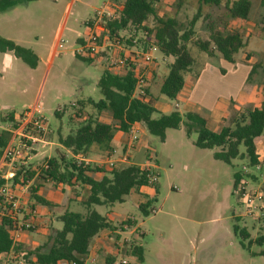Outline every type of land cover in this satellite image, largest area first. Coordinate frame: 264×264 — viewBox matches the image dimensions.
<instances>
[{
	"label": "rangeland",
	"instance_id": "obj_1",
	"mask_svg": "<svg viewBox=\"0 0 264 264\" xmlns=\"http://www.w3.org/2000/svg\"><path fill=\"white\" fill-rule=\"evenodd\" d=\"M104 2L114 5L116 0H15L12 6H0V37L30 49L37 56L35 65L31 66L16 57L12 51L0 52V132L5 127L1 121L4 113L15 116L31 108L38 110L45 117L51 131L46 134L45 140L52 136L54 144H58L59 135L73 133L77 120L83 119L86 114L97 120L110 121L111 114L108 110L98 111L87 103L88 98L94 101L103 98L97 86L102 69L75 53L78 41L86 38L89 32L85 22L94 18L95 12L103 8ZM252 2L250 14L246 19L231 22V27L241 31L245 41V46L234 54L235 66L242 64L240 59L245 50L264 54V0ZM197 7V0H158L156 3L160 16L175 17L182 24L192 18ZM200 13L194 27V38L202 39L207 37L203 16L206 13L214 16L217 12L215 8L202 6ZM152 24L153 21L149 19L147 25ZM58 37L63 39V46L53 53ZM190 51L195 59L192 72L205 62L217 63L220 57L219 53L209 57L192 44ZM154 55L160 59L159 52H154ZM255 58L258 63L249 82L262 88L264 55L258 54ZM251 60L255 61L254 57ZM225 64L228 80L233 65L230 62ZM166 73L167 67L163 66L156 70L155 78L150 76L151 93L164 107V113L176 111L183 120L178 128L166 129L164 141L149 133L144 125L140 126L138 135L139 142L142 143L141 152L148 147L156 158L155 164L159 172L158 190L154 196L147 197V200L157 212L152 214L149 212L150 207H147L148 214L145 215L130 194L123 202L94 206V209L107 217L112 229L117 230L115 232L113 229L111 232L116 233L111 237L113 241L117 238L119 243H123L132 236L131 230L136 229L137 233H145L144 236L137 237L142 247L148 245L159 249L172 244L181 248L174 253L166 250L163 252V261L152 258L147 260L146 264H180V253L189 252L186 247L187 235H195V244L201 250H206L211 258L227 260V264H264V256L252 255L253 252L264 249V241L262 244L253 242L260 236L264 237V210L255 216L246 215V209L233 189L234 173L240 171L246 161L235 158L230 164H226L213 158L216 148L201 149L193 144L197 133L192 130L189 136L186 135L184 115L190 110L185 102L179 97L169 99L159 92V83ZM56 111L61 115L57 116ZM192 111L200 113L198 110ZM76 112H80V117L72 121ZM261 137H264V129ZM95 146L99 145H92ZM55 148L59 147H52L51 155L54 154ZM47 149L46 144H38L34 160L45 156ZM67 154L68 157L71 155ZM139 159L135 158L141 162ZM261 173H264V164ZM256 174L257 183L249 182L248 189L263 183L260 172ZM61 188L71 187L64 185ZM61 188L58 189L59 192ZM77 189L79 190L70 189L71 200L67 210L85 213L82 201L85 200L86 192L83 188ZM65 205L66 200L62 207H66ZM58 208L61 209V206L55 207ZM59 210L56 211L57 215L61 212ZM57 215H51L44 226L46 234L50 236L62 226L61 222L56 220ZM187 217H192L197 222H191ZM126 218H132L134 223L131 228L120 230L119 227ZM234 226L248 232V239L252 241L248 247V239L243 241L239 233L234 231ZM159 233L163 237L161 240ZM241 241L245 247L241 246ZM110 254L114 255L117 261L124 258L127 264L134 262L133 257H127L121 251ZM105 256L103 250L98 251L93 256L94 264H114L106 262ZM91 257L90 255L89 258Z\"/></svg>",
	"mask_w": 264,
	"mask_h": 264
},
{
	"label": "trees",
	"instance_id": "obj_2",
	"mask_svg": "<svg viewBox=\"0 0 264 264\" xmlns=\"http://www.w3.org/2000/svg\"><path fill=\"white\" fill-rule=\"evenodd\" d=\"M157 1L124 0L118 7L119 20L109 22L108 26L111 30L121 33H130L134 30L133 35H136L139 31L145 30L152 34L158 52L172 58L166 66L167 73L162 77L159 92L169 99H174L183 88L185 75L192 72V66L195 64L190 44L209 57L219 53L225 61L234 62V54L245 46V41L242 32L231 27V22L246 19L253 2L197 0L196 12L186 24H182L175 17L160 16L156 8ZM14 2L15 0H0V6L9 7ZM202 6L215 8L217 13L214 16L210 13L203 16V20L206 21L207 37L200 39L194 38V27ZM149 19L153 21L152 26L147 25ZM4 51H12L16 57L31 66L35 65L37 60V56L30 49L0 37V52ZM97 86L103 98L98 101L88 99L87 103L98 111L108 110L113 122L99 121L90 114L77 120L73 133L58 136L57 142L64 151H57L55 156L49 158V168L42 171L43 175L50 177L54 184L85 185L88 188L83 201L86 211L80 213L65 210L61 213L58 216L62 224L61 228L55 230L44 245L25 252L27 263L59 264V261L64 259L68 264H83L93 237L105 228H112L107 218L97 212L94 206H109L115 202H123L129 193L147 184L146 173L138 164H128L104 171L78 163L74 158L75 155L87 156L93 144L99 145L104 151H109L114 131L120 129L126 132L134 122H141L149 133L164 141L166 129L178 128L183 120L176 111L160 113L154 106L153 100L144 102L132 98L134 87L132 73L118 76L103 72L97 81ZM262 92L264 93V86ZM56 115L60 116L61 113L56 111ZM10 116L8 114L7 117ZM78 117L80 116L76 113L71 120L74 121ZM184 118L186 135L189 136L194 130L197 133L193 142L196 147L216 148L213 153L215 160L230 164L233 159L239 158L246 161L248 166L257 162L258 152L254 139L259 137L264 129V103L236 112L227 119V123L218 132L208 129L205 119L196 113L187 112ZM7 138L8 132H0V154ZM67 153L71 155L68 157ZM97 171H104L105 174L100 179H95L89 174ZM242 175L241 170L234 173L233 189ZM247 176L254 177L251 174ZM33 197L37 203L52 206L50 202L36 195ZM149 204L150 201H147L139 205L140 211L145 215L148 214ZM126 223L130 226L129 221ZM233 229L239 233L243 241L249 238L245 229H239L237 226ZM243 241L241 246L245 247ZM263 241L264 237L260 236L253 242L262 244ZM250 243L252 241L248 239L247 247ZM10 245L8 234L0 224V252L7 251ZM125 254L135 259L129 264H143V251L140 245L130 242ZM252 255L264 256V249L253 252ZM31 256L33 260L29 259ZM107 262L111 263L109 259Z\"/></svg>",
	"mask_w": 264,
	"mask_h": 264
},
{
	"label": "built area",
	"instance_id": "obj_3",
	"mask_svg": "<svg viewBox=\"0 0 264 264\" xmlns=\"http://www.w3.org/2000/svg\"><path fill=\"white\" fill-rule=\"evenodd\" d=\"M124 0H116L114 5L110 2L103 3V8L95 12L94 18L85 22L89 29L88 35L78 41L75 53L98 64L105 72L123 76L132 73L134 87L132 98L140 101H149V80L153 70L157 67L154 52H158L153 43L151 33L143 30L136 35L134 30L130 33L113 31L108 23L118 21L120 14L119 5ZM63 46V39L58 37L53 48V53ZM80 115V112H76ZM5 127L2 131L8 132V138L0 154V224L3 226L11 241L7 251L0 252V264H25V252L17 248L20 237L25 232H30L37 227L38 210L24 199V195L38 183L51 182L50 177L43 175L49 168L48 159L34 162L37 145L45 142L49 132L46 119L38 110L31 108L22 113L6 117ZM135 123V122H134ZM132 123L128 129V139L123 148L110 149L103 158L102 164L108 170H114L121 165L129 164V154L138 140L139 129ZM78 163L86 166L88 160L76 157ZM264 164V154H258L257 162L252 165H242V176L235 184L234 192L240 203L246 209V215L255 216L264 210V173H261ZM140 166L144 169L148 186H154L158 181L157 166L149 159ZM251 172H260L263 181L256 188L248 189L252 182L247 176ZM154 207L149 212L154 214ZM130 219L121 224L129 228ZM127 264L125 259L115 262ZM59 264H68L64 259ZM83 264H94V259L85 257Z\"/></svg>",
	"mask_w": 264,
	"mask_h": 264
},
{
	"label": "crops",
	"instance_id": "obj_4",
	"mask_svg": "<svg viewBox=\"0 0 264 264\" xmlns=\"http://www.w3.org/2000/svg\"><path fill=\"white\" fill-rule=\"evenodd\" d=\"M7 40H10V39H7ZM159 54H160L159 60L155 56L157 67L153 70L152 74L150 75L151 77L153 76V78H155V76L157 75L156 70L159 67L162 68L163 66H167V64L172 61V58L170 56H163L161 53ZM258 54L264 55L263 53L245 50L242 58L240 59V62L242 63L241 65L235 66L234 62L230 63L233 65V68L230 71L231 77H229L228 80H227L228 71H227L226 64H225V62L227 63V61H225L221 56L219 57V60L215 64L205 62L199 69L191 73H188L187 76L184 77L183 88L181 89L177 97H179L185 102L186 107L190 110L188 112L196 113L192 110H198L200 113H196V114L200 115L201 117L205 119L206 127L210 129L211 131L218 132L222 128V126L227 123L226 122L227 119L230 118L232 115H234L236 112L240 111L243 108H252L254 106L264 103V93L262 92L263 87L261 88L260 86L252 85L249 82L250 77L252 73L255 71V67L257 66V63H258L257 62L258 59L255 58ZM253 57L255 61L251 60V58ZM169 59L171 61H168ZM95 65L102 69L100 75L103 72H105L101 66H99L98 64H95ZM159 86H160V83H159ZM149 92H150L149 94L150 100H153L154 106L156 107V109L160 113H164V107L158 103V101L155 99V97L151 93V86H149ZM88 99H91V98H88ZM177 105L178 104L176 102L175 106ZM7 116H8V113L6 114L4 113V115L1 116L3 118V120H1L3 123L7 121L6 120ZM102 122H105V121H102ZM112 122L113 121L110 116V121L105 122V123H112ZM142 125L143 124L141 122H135L133 124V126L139 129V133H140V126ZM127 132L128 131L126 132L121 131L120 129H116L114 131L113 138L111 141V149L117 148L118 150H121V148L125 146L127 139H128ZM48 133H51V131L49 130ZM44 144L48 146L46 155L39 156V158H36L34 162H40L43 159H49L55 156V152L57 151H64L63 148L59 145V143L58 144L53 143L52 136L50 137L49 140L46 139ZM254 144H255L258 154H264V137H261V135L259 137H256L254 139ZM52 147H59V148H55L54 154L51 155ZM141 149H142V143L139 142V138H138V140L134 144V148L131 150L129 154V157H130L129 164L140 165V164H143L145 160L147 159H149L152 163L155 164L156 158L154 157L155 156V154H153L154 152L151 151V149L148 147H145V150L143 152H141ZM102 150L103 149L100 146H95V147L91 146L87 156L75 155L74 158L76 159L77 156H80L88 160L89 166H93V167L99 168L100 170L107 171L108 169L104 166V164H102V161L108 151H102ZM34 156H37V151L35 152ZM135 158H140L139 160H141V162L136 161ZM124 165H128V164H124ZM124 165H121V166H124ZM104 171L91 172L89 174L95 179H100L105 174ZM250 174L254 176L253 178H251V181L254 183H257V180H258L257 174L255 172H251ZM61 186H64V185L54 184L52 181L49 183H38L36 187H32L30 191L24 195V199L27 201V203L35 206L39 213V216L36 222L37 224L36 229L30 232H25L20 237V241L17 247L22 249L24 252L37 248L39 246H42L47 242L50 235L46 234L44 226L47 224V220L51 215L54 214V217L57 215L56 211H58L60 208L55 209V207L61 206V209L59 210L61 212L57 215L56 220H58V216L61 213L67 210V208L69 207V201L71 200L70 198V192L72 191L70 190L71 188L75 190H79L77 189V187L83 188L86 192V195L88 192V188L85 185H80V184H76L73 186L65 185V186L71 187L70 189L61 188ZM59 188H61L60 192L58 190ZM157 190H158V187L156 183L154 186L143 185L139 187L137 191H132L129 194L133 197L136 205L139 208V205L146 203L148 201L147 197L154 196L157 193ZM34 195L50 202L52 206L42 205L40 203H37L35 198L33 197ZM65 200H66V205H65L66 207H62L63 202ZM82 204H83V201H82ZM149 207L151 208L152 206H150L149 204ZM75 212H78V211H75ZM235 216L236 215H234V217ZM126 219H130L129 228H131L134 223V220L132 218H126ZM186 219L191 222H197L192 217H187ZM129 228L122 227V225H120L119 227L120 230H125ZM111 229L112 228H110L109 231L102 230L93 237L86 257H89L91 255L92 256L91 258L94 259L93 256L98 251L103 250L106 255L105 261L107 262V259H109L111 263L116 264L115 262L117 261V259L114 257V255L110 254V252L118 253V251H121L123 254H125V250L129 248L130 242L140 245L138 243L137 237H141L145 235L144 232L137 233L136 229L135 230L132 229L131 230L132 236L129 239H125L123 243H119L117 238L115 239L116 241H113L111 239L112 235L116 234V233L111 234V232H113V229L115 232H117L115 228H113L112 230ZM162 238H163L162 234L159 233V239L161 240ZM194 240H195V235H187V241H186L187 246L186 247L188 248L190 253L188 251H185V252L182 251L180 253V255L182 256L180 264H198L201 262L203 263L210 262V264H221V263L227 264V260L221 261V260L215 259V257H212V258L209 257L206 250H201L200 247L197 244H195ZM178 247L179 245L171 244V245H166V247L162 246V247H159V249H155L156 247L152 248L146 245L145 247H142L143 264H146L147 260L152 259V258L156 259L159 262L163 261L164 251L168 250L171 253H174L176 250L180 251L181 248H178ZM126 256L129 257L130 255H126ZM29 259L33 260V256L29 257Z\"/></svg>",
	"mask_w": 264,
	"mask_h": 264
}]
</instances>
